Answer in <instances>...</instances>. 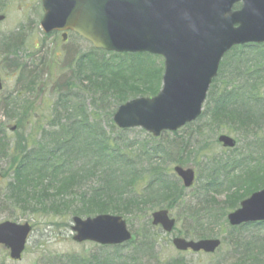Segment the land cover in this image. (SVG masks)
<instances>
[{
  "label": "rangeland",
  "instance_id": "1",
  "mask_svg": "<svg viewBox=\"0 0 264 264\" xmlns=\"http://www.w3.org/2000/svg\"><path fill=\"white\" fill-rule=\"evenodd\" d=\"M0 13L6 15L4 22L0 23V78L4 85L0 91V137L6 145L12 147L5 157L0 155L2 173L0 205L2 199L11 196L9 184L15 182L14 170L11 167L15 157L21 159L29 153L38 155L42 149L49 152L55 149L56 144L60 145L58 149L67 152L72 160L76 161L75 168L73 166L72 170L75 174L78 173V179L82 185L75 190L63 189L62 186L54 185L57 187L54 191L60 194L61 205H65L63 207L65 209L58 212L50 208L40 210L37 204L40 198L28 195L26 199H30L31 204L35 206L34 210L25 202V199L17 203L14 198L15 202L3 205L0 208V223L5 220L18 223L28 221L33 225V233L28 240L23 258L19 261L10 259L9 251L4 246H0V264H87L91 261L93 264H122L123 261H127L123 264L237 263L241 254L231 247L232 227L227 222V215L231 210L225 216L222 211L227 208V204L237 198V196L229 195L230 191L227 188L231 187L233 190L239 188L240 183L237 184L233 180L244 176L248 167H258L259 176L260 178L262 176V179L254 181V184L244 183L243 186L252 189L251 192L264 187V147L260 149L258 145L254 150L249 149V144L257 143L255 138L259 135H263L264 138L263 117L258 126L252 125L243 131L232 123L226 126L214 123L210 115L202 116L178 131L163 132L158 138L141 127L120 129L115 125L113 115L121 103V97L115 94V91L110 90H105L104 97L101 96L103 94L101 92H93L89 87L94 88L96 84L94 82L90 85L86 81L87 78L97 76L99 78L97 85H100L97 87L103 90L104 73L110 74L118 71L119 68L125 78H136L135 80L128 79L132 86H140L144 78L151 82L153 88L158 85L160 88V72L164 65L161 57L150 53H136L134 55L121 54L115 58L111 53H99L93 50L92 45L83 40H75L71 37L65 42L61 34L48 33L47 35L39 24L44 15L41 0H0ZM251 50L239 51L242 59L247 63L253 62L258 54ZM10 63L14 65L11 67L8 65ZM116 63L123 67L120 68ZM126 66L135 67L137 72L126 70L130 68ZM81 74L86 80H79L78 76ZM226 76H221L214 85V87L218 86L219 91L229 84L224 79ZM34 77H36V82L30 83ZM108 78L113 79L115 76ZM62 86L64 90L69 89L71 96L60 93ZM138 91L136 93L127 91L125 96L131 99L150 95L138 94ZM253 91L260 106H263L264 113V82H260ZM63 101L72 104L69 105ZM208 101L209 96L206 103ZM8 110L15 114L14 118L7 114ZM82 111L86 112L89 118L87 116H83L82 119L74 117ZM70 125H73L71 132L80 136L77 144L64 149L66 140L70 136L72 139L73 133H69ZM13 126H17L14 131L11 130ZM259 127L262 130L255 131ZM88 129L93 132V135L103 131L109 135L108 138L114 139L115 137L116 140H122L121 148L128 151V154L139 158V161H136L133 157V160L137 162L136 172L143 177L135 186V191L138 193L147 188L150 180V173L145 171L149 164L145 160L146 153L152 155L153 164L158 166L157 169L162 172L170 185H174L173 197L158 201L153 199L158 203L141 205V209L144 208L143 212L135 209L136 215L133 211L118 214L126 219L133 233V241L118 246L119 250L115 249L116 247L106 248L94 242L77 243L72 239L74 235L71 229L72 217L85 218L83 215L74 214L76 210L82 208V195L92 188L98 190L100 186H104L102 179L106 167L100 163L98 150L81 149L90 141ZM52 131L58 132L56 136L62 138L58 140L54 135L53 137L48 136L47 132ZM219 134L235 137L238 147L236 149L223 148L217 140ZM85 137L87 138L84 142L82 140ZM175 165L196 171L193 186L183 187L182 181L173 171ZM248 185L252 186L248 187ZM242 194L245 193L242 191ZM202 195L214 201V204L206 205V208L214 206L211 212L215 217L208 218L209 222L206 223L208 225L193 223L194 221L187 213L188 207L196 205ZM160 208H167L169 214L176 220V227L172 233L165 234L161 228L151 225V213ZM263 228L264 225L263 231L255 227L245 229L242 241L245 239L249 241L254 237L255 245H264ZM145 231L149 233L148 237L152 241L153 250L142 251L136 248V245L147 238V236L140 237ZM177 235L193 240L209 237L221 238L222 243L220 248L212 254L180 252L171 244L172 238ZM242 250L243 247L239 252ZM258 252L260 253L261 249Z\"/></svg>",
  "mask_w": 264,
  "mask_h": 264
},
{
  "label": "water",
  "instance_id": "2",
  "mask_svg": "<svg viewBox=\"0 0 264 264\" xmlns=\"http://www.w3.org/2000/svg\"><path fill=\"white\" fill-rule=\"evenodd\" d=\"M243 1L241 10L233 4ZM45 32L73 30L97 48L119 52H152L165 57L163 89L154 98H139L119 107L114 115L122 128L142 126L154 135L176 130L200 116L202 103L220 59L234 44L264 42V0H42ZM4 16L0 15V21ZM239 27H235V24ZM1 80H0V88ZM225 146L235 141L222 136ZM191 186L194 171L175 167ZM229 223L264 220V189L241 202L228 216ZM168 211L153 214V225L171 232L175 227ZM73 237L77 242L95 241L122 244L131 233L122 216L100 214L74 218ZM32 227L4 221L0 224V245H5L13 260H19ZM219 239L173 240L176 248L195 252H214Z\"/></svg>",
  "mask_w": 264,
  "mask_h": 264
},
{
  "label": "trees",
  "instance_id": "3",
  "mask_svg": "<svg viewBox=\"0 0 264 264\" xmlns=\"http://www.w3.org/2000/svg\"><path fill=\"white\" fill-rule=\"evenodd\" d=\"M238 48L239 49L234 50L232 57L229 55L222 64L220 68V75H227L224 79H226L227 83L229 84H233L235 82H239V84L234 88L225 87L224 91L221 93H218L213 89L210 91V99L213 100L214 96L219 95L214 103V117H212V121L214 123L217 122L222 126H226V124L230 125V123H232L240 127V129L243 131L252 125L258 126L260 124L259 122L261 118L263 117L264 119L263 106L259 107L254 105V102L252 101V98H255V95H253V90L260 84V82H264V44L255 46L249 45ZM246 48H251L253 52L258 53L255 57L256 59L253 62L247 63L244 61V59H242L241 52ZM13 63L15 64V62ZM17 64L19 63L17 62ZM78 77L83 79V74H81V76L79 75ZM33 79L34 80L30 81V83L36 82V77ZM97 80H99V78H97V76H93L88 77L86 81H88L90 85H93L95 82L96 88L89 87V89H91L93 92L103 93L101 94L103 97L105 96V90L115 91V94L117 93V95H119L122 100L126 98L125 95L127 94V91L137 92L139 90L138 93L144 94H154L157 92V88H153L149 80H144L140 86H132L130 85L129 80L126 78H105L103 79V90H100V88L97 87L100 86L99 84L97 85ZM66 85H70V83H66ZM60 89H62L59 90L61 94L69 93V89L64 90L63 86ZM235 90L238 91L235 92ZM63 102H67L69 105L72 104L68 101ZM7 114H9L12 118L15 117V114L9 110L7 111ZM79 115L83 117L85 113L82 111L79 114H75L74 117ZM89 127L94 128L93 126ZM259 130H262V128H256L255 131ZM47 134L48 136L53 137V135L56 136L58 132L52 131L47 132ZM79 136L74 134V138L72 140L67 139L64 149H68L69 147H72V145L77 144ZM88 136L90 137V141L86 143V145H83L81 149L98 150L100 163L104 164L106 167V171L103 172L104 177L102 179V185L104 186H100L98 190L92 188L88 193L83 194L81 200L82 208L76 210V212H74L75 215L89 217L99 213L112 212L114 214H121L126 212L131 213L132 211L136 215L135 209L143 212L144 208L141 209L140 206L153 203V199L158 201L160 199L162 200L163 198L173 197L175 194L173 192L174 185L171 186L170 183L165 179L162 172L157 169L158 166L153 164L154 159L152 158V155H149L148 153L145 155V160L149 163L145 171L147 170L150 173V180L147 184V188L138 193V191H135V186L137 185V182L143 178L142 176L140 177L136 172V161H139V158L137 156H133L132 154H128V151H124L121 148L122 140H116L115 137L114 139L108 138L109 135H106L103 131L96 135H93V132L90 131ZM56 137L58 140L62 138L61 136ZM86 138L87 137H85V139L82 141L85 142ZM262 142H264V139H259V145H261ZM59 147L60 145L56 144L55 149L49 150V152L42 149L38 155L29 153L27 156H23L24 158L21 157V159L17 156L15 157V160L11 165L15 174V182H11L9 184L11 196H8L9 198L2 199L3 201L0 205V208L3 205H10L15 198L17 203L19 200L25 199V202L28 203L30 208L34 210L35 206L31 204L30 199H26V196L28 195L40 198L39 201H37L40 210L41 208H50L55 212H58L61 209H65H63L65 205H61L62 202L60 200L61 197H59V192L54 191L55 188H57L54 185L57 184L62 186L63 189L69 188L73 190H75L77 187H82V185L78 179V173L75 174L74 170H72L75 168L76 161L72 160V158L69 156L70 154L58 149ZM11 149L12 147L6 145L4 140L0 137V155L5 157L6 153L10 152ZM133 157L136 158V161L133 160ZM18 162L19 164L17 165ZM73 166L74 168H72ZM257 173H259L258 176ZM257 173L250 171L248 175L240 177V180L237 179L240 184L238 182L235 183L239 184V188L233 190L231 187H229V195L237 196V198L235 201L227 204V208L222 211L224 216L230 210H233L235 207H237L242 198L248 196L251 193L252 189L245 188L243 186L244 183L254 184V181L262 179V176L261 178L259 176L260 172ZM250 186L252 185H248V187ZM31 189H33V191H29ZM242 191L245 194H242ZM203 197L204 195H202V197L197 200L196 205H190L187 210L189 217L194 221L193 223L197 225H199L198 223H204V225H208L206 224L207 221L209 222L208 218L215 217L214 213L211 212V209L214 206L211 205L206 208L208 203L214 204V201ZM48 199L49 201L47 202ZM155 203L158 202H154V205ZM263 225L264 223H252L244 224L240 227L231 226L232 228L230 234L231 236L233 234L230 242L231 247L237 253L241 254L239 259H237V263L234 264H264V245H255L253 243L254 237L249 241L246 239L245 241H242V237L245 235V229H252L255 227L257 230L263 231ZM148 234L149 233L146 231L141 234L140 237L147 236V238L136 245L137 249L142 251L153 250L152 241L148 237ZM242 247V252H239ZM260 249L261 252L259 253L258 251ZM124 262L127 261H123V263ZM87 264H93V262L91 261Z\"/></svg>",
  "mask_w": 264,
  "mask_h": 264
},
{
  "label": "flooded vegetation",
  "instance_id": "4",
  "mask_svg": "<svg viewBox=\"0 0 264 264\" xmlns=\"http://www.w3.org/2000/svg\"><path fill=\"white\" fill-rule=\"evenodd\" d=\"M69 33H67V35H65L64 37H68Z\"/></svg>",
  "mask_w": 264,
  "mask_h": 264
}]
</instances>
